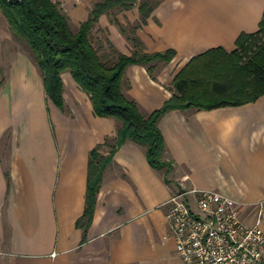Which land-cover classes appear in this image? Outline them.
Masks as SVG:
<instances>
[{"label": "crops", "instance_id": "0c3cea01", "mask_svg": "<svg viewBox=\"0 0 264 264\" xmlns=\"http://www.w3.org/2000/svg\"><path fill=\"white\" fill-rule=\"evenodd\" d=\"M50 1L77 29L98 0ZM263 14L264 0H159L144 21L136 5L102 14L99 25L124 55L173 52L152 73L144 65L126 69L124 93L149 115L172 97L191 59L234 51L241 34L258 31ZM118 23L127 33L138 27V46ZM62 80L63 110L47 100L28 56L12 60L0 87V264H183L166 220V202L180 186L218 191L243 204L245 216L264 201L263 95L238 106L167 112L158 122L162 159L176 178L152 168L146 148L127 141L104 171L86 220L90 152L113 142L120 122L96 117L69 72Z\"/></svg>", "mask_w": 264, "mask_h": 264}, {"label": "trees", "instance_id": "16d2710c", "mask_svg": "<svg viewBox=\"0 0 264 264\" xmlns=\"http://www.w3.org/2000/svg\"><path fill=\"white\" fill-rule=\"evenodd\" d=\"M158 3L159 0H98L91 7L87 21L74 30L67 15L50 0H0V11L10 31L33 55L31 59L42 76L47 100L64 109L62 74L69 72L79 89L90 97L96 117L120 122L113 142L99 144L90 152L83 214L86 220L93 214L104 171L125 142L145 147L152 168L167 169V174L173 169L172 164L163 162L165 142L158 128L160 118L167 112L238 106L255 102L264 95L263 14L258 31L241 34L234 51L211 49L191 59L175 77L172 97L158 110L143 114L138 104L124 93L129 86L126 69L134 64L144 65L152 73L155 63L168 62L173 52L148 54L133 50L131 55H124L108 40L106 31L99 25V17L137 5L144 21ZM118 26L127 40L138 46V27L132 26L128 34L125 27L119 23ZM99 33L104 35L103 39L96 38Z\"/></svg>", "mask_w": 264, "mask_h": 264}, {"label": "built area", "instance_id": "2783aa9c", "mask_svg": "<svg viewBox=\"0 0 264 264\" xmlns=\"http://www.w3.org/2000/svg\"><path fill=\"white\" fill-rule=\"evenodd\" d=\"M166 205L169 237L183 264H264V201L250 216L214 190L176 193Z\"/></svg>", "mask_w": 264, "mask_h": 264}, {"label": "rangeland", "instance_id": "374dc122", "mask_svg": "<svg viewBox=\"0 0 264 264\" xmlns=\"http://www.w3.org/2000/svg\"><path fill=\"white\" fill-rule=\"evenodd\" d=\"M71 26L75 30V27L72 24ZM98 36L103 39L104 35L99 33L96 35V38H98ZM19 56H28L33 58L28 46L18 40L10 31L9 26L0 11V87L7 81L12 60ZM12 80L16 83L17 77L12 78ZM171 173L172 171L169 172V177L174 180L176 176H172ZM189 190L190 189L185 186H180L176 193H186Z\"/></svg>", "mask_w": 264, "mask_h": 264}]
</instances>
